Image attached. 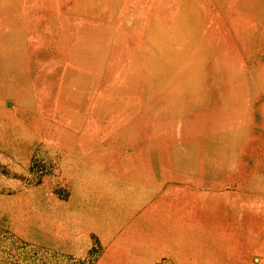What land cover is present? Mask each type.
<instances>
[{
    "label": "rangeland",
    "instance_id": "374dc122",
    "mask_svg": "<svg viewBox=\"0 0 264 264\" xmlns=\"http://www.w3.org/2000/svg\"><path fill=\"white\" fill-rule=\"evenodd\" d=\"M227 1L211 8L217 30L208 34L232 51L219 48V57L207 70L210 79L198 95L211 106L199 108L197 114L213 109L222 120L229 109L226 98H233L231 134L224 132L223 122L218 125L221 129H215L220 138L228 135L236 145L231 166L221 139L211 171H186L180 167L183 164L168 171L169 179L174 176L170 185L175 186L160 189L178 199L176 203L162 201L157 187L152 188L153 194L158 190L152 202L129 203L120 173L94 180L85 170L74 172L71 165L54 162V150L68 151V128L49 120L48 99L40 97L33 110L25 100L0 102V264H100L105 259L114 260L113 264H146L151 247L167 256L151 260L152 264H264V77L260 87L254 77L257 70L263 73L264 52L251 58L253 50L245 39L248 27L252 30L258 22L249 14V19H236V8L230 11L232 17L227 16ZM105 13L108 17L101 21V29L113 22L108 19L111 13L101 12ZM164 15L172 21L171 12ZM128 25L134 27L135 22L129 20ZM140 39L126 33L117 38L114 49L122 48L118 58L121 63L126 59L122 63L126 68L136 60ZM43 41L40 36L33 40L39 57L44 55ZM129 49L134 54L126 56ZM235 74L245 82L243 89L229 85ZM38 89L47 93L54 87L45 81ZM169 94L158 98L171 99ZM54 114L56 120L65 119L64 111ZM223 166L231 169L224 171ZM176 226L182 230H167ZM135 250L140 256L136 260Z\"/></svg>",
    "mask_w": 264,
    "mask_h": 264
},
{
    "label": "bare ground",
    "instance_id": "6f19581e",
    "mask_svg": "<svg viewBox=\"0 0 264 264\" xmlns=\"http://www.w3.org/2000/svg\"><path fill=\"white\" fill-rule=\"evenodd\" d=\"M33 2L45 7L42 10L31 5ZM227 2V16L236 8L239 12L236 19H249L246 17L249 14L258 22L254 29L248 27L250 31L245 39L253 50L251 58H258L264 52V0ZM220 6L221 0H0V102L11 99L17 104L25 100L27 108L33 110L40 97L48 99L51 122L68 127L69 119L84 115L82 127L91 134L98 133L99 116H104L105 110L111 126L130 118L128 107H120L119 112L118 104L146 97L155 99L166 91L176 105L199 100L202 86L210 79L207 70L212 68L213 59L219 57V48L223 46L232 51L230 46L208 34L211 29L217 30L211 8ZM103 10L111 13L108 19L113 25L109 23L110 26L101 29V21L108 17L106 13L101 14ZM166 11L173 15L171 22L164 15ZM148 13L153 17L149 19ZM129 20L135 22L134 27L128 25ZM132 32L144 40L142 43L140 40V49L135 51L136 60L126 68L118 58L122 48H114L118 46L119 36L126 33L130 37L134 35ZM38 36L44 40L41 57L32 48ZM110 36L113 37L110 39ZM129 54L134 53L129 49L126 56ZM261 75L264 77V70L263 73L257 70L254 76L259 87ZM237 78L236 74L230 76L229 85L243 89L245 82L242 77ZM45 81L54 87L52 92L38 89V84ZM89 95L93 99L85 101ZM200 98L206 101L204 96ZM232 100L226 98L227 104ZM58 111H64L67 120H56L54 113Z\"/></svg>",
    "mask_w": 264,
    "mask_h": 264
},
{
    "label": "crops",
    "instance_id": "0c3cea01",
    "mask_svg": "<svg viewBox=\"0 0 264 264\" xmlns=\"http://www.w3.org/2000/svg\"><path fill=\"white\" fill-rule=\"evenodd\" d=\"M143 40H141V43ZM125 60L124 58L122 63H125ZM90 99L92 100L93 98L89 95L85 101H91ZM155 100L156 103L154 102ZM226 105L229 109L224 111V115L221 116L223 121H221L225 123L223 127L224 132H228V135H230L232 131L231 102ZM208 106L211 105L207 100H189L188 102L186 100L177 105L173 99H159L158 97L155 99L146 97L133 100L129 103L117 105L119 112L122 111L120 107H128L129 119L120 120L115 126H111L109 124L108 111L105 110L103 111L104 116H99L97 124L98 133L91 134L83 131L81 120L84 115L75 116L67 121L70 124L67 127L68 151L66 149L64 152L54 150V162L57 161L59 164H65V166L69 164L71 165L69 169L74 172L76 170H85L88 172L87 178L94 180L100 178L107 179L108 174L115 177V173L118 175L120 173L121 178L125 180L124 183H120V186L127 188L125 191L128 196L127 202L141 205L150 203L154 200L158 191L156 190L153 194V187L160 189V187L166 188L172 185L170 183L173 181L174 176L172 175L169 179L168 171L177 170L178 164L186 165L185 167L180 166L182 169L186 168V171L191 169H196V171H211V169H214V163H216L214 154L217 149H221L217 146L220 145L221 139L224 140L225 146L223 153L229 156L228 166H231L230 156L236 151V145L232 144L230 136L228 137L227 135V138H220L216 134L215 129H217V126L221 122L215 115V110H208L204 115L197 114L198 111H201L199 108ZM87 114L86 117H90ZM228 116H230V119ZM76 128L81 129L75 131L74 129ZM170 135L172 136L170 137ZM82 145H85L84 149L80 147ZM239 153L242 154L241 149ZM59 155L61 157L58 159ZM62 160L65 163H62ZM228 166H223L222 169L228 171V169H231ZM160 192L162 194V201L167 203H176L178 201V199H174L170 194L163 193L161 189ZM176 216L178 215L176 214ZM164 229L162 228V230ZM152 230H155V228ZM167 230H182V228L176 226L173 229L168 228ZM149 249L150 253H148V257L151 260L167 257L166 255H160L159 252H153L152 247ZM134 257L135 260L136 257H138L137 259L140 257L136 254V250ZM143 257L147 259L146 256ZM151 260L146 264H152ZM104 261L100 264H113L114 260L105 259ZM108 261L111 263H107Z\"/></svg>",
    "mask_w": 264,
    "mask_h": 264
}]
</instances>
